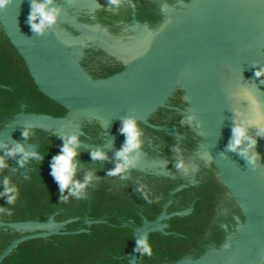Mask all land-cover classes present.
<instances>
[{"label":"flooded vegetation","instance_id":"af4514ba","mask_svg":"<svg viewBox=\"0 0 264 264\" xmlns=\"http://www.w3.org/2000/svg\"><path fill=\"white\" fill-rule=\"evenodd\" d=\"M179 1L187 0H129L126 13L119 18H110L115 15L110 3L93 16L82 12L79 20L98 23L125 40L133 20L155 28L164 10ZM101 9L104 16L99 15ZM58 26L77 34L67 23ZM0 32V131L20 113L49 115L61 130L27 124L4 144L7 148L0 157L7 167L0 168V192L8 178L19 196L12 204L0 196V207L12 212L0 222V264H129L128 253L144 233L150 236L155 252L147 256L136 250V264L193 261L223 243L241 214L212 165L202 157L199 134L173 108L185 105L180 89L169 97L170 107L151 113L149 124L137 120L143 146L136 166L122 175H109L119 162L116 152L125 143L120 132L124 119L115 121L110 131L95 118L66 116L64 107L38 91L1 27ZM89 44L80 63L91 76H107L123 67L119 57ZM29 126L33 130L24 138L21 133ZM71 135L79 138L75 179L82 182L89 172L94 176L83 198L68 196L67 190L61 193L50 174L52 157L64 143L62 137ZM17 144L27 152L40 153L39 159L30 157L21 165L23 154H7ZM96 150L107 158L93 159L91 153ZM181 160L188 171L177 167ZM141 186L150 199L139 190Z\"/></svg>","mask_w":264,"mask_h":264},{"label":"water","instance_id":"95a60500","mask_svg":"<svg viewBox=\"0 0 264 264\" xmlns=\"http://www.w3.org/2000/svg\"><path fill=\"white\" fill-rule=\"evenodd\" d=\"M53 2L61 14L43 36L28 23L32 0H13L0 9L1 30L38 91L64 107L66 116L95 118L111 131L115 121L129 117L148 123L151 113L169 106V97L180 89L185 105L173 108L199 134L202 157L241 214L222 244L196 260L174 264H264V134L256 126L248 128L256 140L249 151L258 156L255 164L239 149L228 148L234 124L254 118L251 101L237 95L241 88L264 114V75H255L264 70V0L179 1L164 10L155 28L133 20L125 40L98 23L79 20L82 12L93 16L110 0ZM89 43L119 57L123 67L107 76H91L80 63ZM56 121L45 114L20 113L0 131V145L27 124L61 131ZM4 151L0 146V154ZM139 238L128 253L129 264H136Z\"/></svg>","mask_w":264,"mask_h":264},{"label":"clouds","instance_id":"9594fccd","mask_svg":"<svg viewBox=\"0 0 264 264\" xmlns=\"http://www.w3.org/2000/svg\"><path fill=\"white\" fill-rule=\"evenodd\" d=\"M13 0H0V9H6ZM113 6V12L115 15L110 18H119L124 15L125 9L128 8L129 0H110ZM130 11V9H128ZM61 14V9L54 5L53 0H32L30 5V13L28 16V23L31 30L38 35H45L49 28L54 27L58 23V18ZM99 15L104 16L105 13L101 9ZM257 77L264 75V70H257L255 72ZM237 95H242L248 98L253 104L254 118L247 120L246 122H236L232 128V138L228 145L229 150L236 151L239 149L240 154L245 156L249 163L255 164L258 156L253 153L249 155V151L255 146L256 140L249 135L248 128L250 126H256L260 133L264 134V114L260 111L259 102L252 98L251 93L244 88H241ZM193 119L192 117L188 118ZM32 127L29 126L22 131L21 135L24 138H28L32 132ZM120 132L125 135V143L123 147L116 152L118 163L115 168L110 171L109 175L124 174L130 167H135L136 162L139 160V149L143 146V130L140 128L138 121L134 117H129L123 120ZM64 143L61 145V151L59 154L52 157L50 164L51 175L59 185L61 193L65 190L68 192V196H75L77 198H83L85 196L84 189L91 181H93V173L89 172L81 182L75 179L78 161L76 158L79 155V138L77 135L64 136L62 137ZM248 142L247 148H239V146ZM7 148V145H0ZM179 150V149H177ZM21 153L22 159L20 164L23 165L29 158L39 159L40 153L38 152H27L23 145L17 144L14 148L8 150V155H14ZM135 153V155H133ZM93 159H106V153L100 150L93 151L91 153ZM7 167V163L4 157H0V168ZM178 168L188 171L183 160L178 162ZM3 191L0 192V196H3L7 203L12 204L16 202L19 196V190L16 186L11 185L8 178L3 181ZM145 196L149 198L148 192L144 186L139 189ZM68 196H61L63 201L68 200ZM12 212L7 209L0 207V222H3L5 217H11ZM227 246V245H226ZM143 255L151 256L154 254L155 249L153 248L150 240V236H143L137 240V249Z\"/></svg>","mask_w":264,"mask_h":264}]
</instances>
